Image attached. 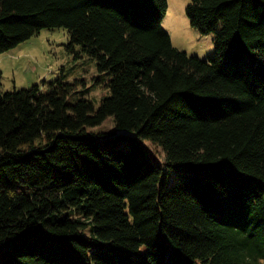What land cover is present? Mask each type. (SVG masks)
<instances>
[{
    "label": "trees",
    "instance_id": "16d2710c",
    "mask_svg": "<svg viewBox=\"0 0 264 264\" xmlns=\"http://www.w3.org/2000/svg\"><path fill=\"white\" fill-rule=\"evenodd\" d=\"M168 8L0 0V53L64 27L108 89L5 90L0 67V264H264V0H190L205 58L172 43Z\"/></svg>",
    "mask_w": 264,
    "mask_h": 264
},
{
    "label": "rangeland",
    "instance_id": "374dc122",
    "mask_svg": "<svg viewBox=\"0 0 264 264\" xmlns=\"http://www.w3.org/2000/svg\"><path fill=\"white\" fill-rule=\"evenodd\" d=\"M189 2L190 0H168L169 8L163 24L176 47L205 58L214 53L215 34L204 33L191 24L187 13ZM68 41L66 28H43L14 48L0 53L3 89L30 87L35 83L45 89L51 80L64 74L69 80L84 78V88H89L86 96L92 98L99 106L101 97L108 90L104 81L105 74H101L104 80L100 81L93 61L87 57L79 61L73 59L66 49ZM102 128L113 130V121L108 119ZM145 143L153 154L164 162L165 154L162 149L150 141Z\"/></svg>",
    "mask_w": 264,
    "mask_h": 264
},
{
    "label": "water",
    "instance_id": "95a60500",
    "mask_svg": "<svg viewBox=\"0 0 264 264\" xmlns=\"http://www.w3.org/2000/svg\"><path fill=\"white\" fill-rule=\"evenodd\" d=\"M119 134H126V135H127V134H130V133L127 132V131H125V130H120V131H119Z\"/></svg>",
    "mask_w": 264,
    "mask_h": 264
}]
</instances>
